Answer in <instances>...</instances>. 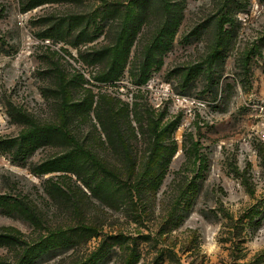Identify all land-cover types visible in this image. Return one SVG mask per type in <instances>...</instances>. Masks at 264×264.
Instances as JSON below:
<instances>
[{"label":"rangeland","instance_id":"rangeland-1","mask_svg":"<svg viewBox=\"0 0 264 264\" xmlns=\"http://www.w3.org/2000/svg\"><path fill=\"white\" fill-rule=\"evenodd\" d=\"M0 264H264V0H0Z\"/></svg>","mask_w":264,"mask_h":264}]
</instances>
